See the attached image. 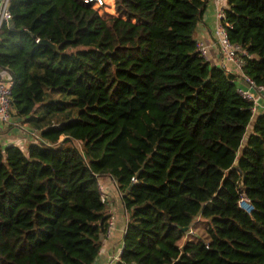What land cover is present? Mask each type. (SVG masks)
Here are the masks:
<instances>
[{
  "label": "trees",
  "instance_id": "1",
  "mask_svg": "<svg viewBox=\"0 0 264 264\" xmlns=\"http://www.w3.org/2000/svg\"><path fill=\"white\" fill-rule=\"evenodd\" d=\"M207 1L9 0L6 125L30 140L0 139V264H93L105 175L126 212L113 264H264V111L237 81L264 84V0L223 8L239 73L196 48Z\"/></svg>",
  "mask_w": 264,
  "mask_h": 264
},
{
  "label": "crops",
  "instance_id": "2",
  "mask_svg": "<svg viewBox=\"0 0 264 264\" xmlns=\"http://www.w3.org/2000/svg\"><path fill=\"white\" fill-rule=\"evenodd\" d=\"M0 4H1V0H0ZM225 5H226V0H208L207 1L203 17L198 22L197 27H196V38L200 37V38L204 39L206 41V43L209 45V57H210L209 61L211 63L223 64L227 69L234 70L235 72L239 73V69L236 67L235 63L232 60L226 58L220 51H218L217 44H216L217 42H216L215 30H216V26L218 23L216 13L221 8H224ZM237 81H239V83L241 85L247 84L244 81V79L241 78L240 76L238 77ZM252 91L254 93L255 100H256L257 104L262 107L260 109V111H262L264 109V94L261 95V93L259 91H257V89H252ZM17 128H19L20 136H22L20 138H23L22 140L25 139V141L22 142L24 145L30 140V134H29L30 127H28L24 123L21 124L20 127H12V129L8 128L6 124L5 125L1 124L0 125V135L5 134V133H11V131H9V130H15ZM15 133H16V131H15ZM7 141H12V140H5V142H7ZM13 141L21 143L19 140H13ZM2 142L4 143V141H2ZM109 178L112 180L113 184L115 185L113 178L110 176H109ZM100 187L102 188V185ZM115 187H116V185H115ZM118 195L120 196L119 192H118ZM122 208H123L122 212H125L123 204H122ZM120 220L115 223V228L119 229L120 227H122V233L120 235H118V232H116L114 230V234H115L116 238L117 239L120 238L119 246L117 248V252L112 253L110 251V249L114 248V246L111 244V242L109 240H106L104 242V246L101 247V249H100V252H99L97 259L95 260V262L93 264H108L110 262L111 258H113V257L117 258L118 257L117 253H119V251H120L121 241H122L121 238H122V234L124 232V227H125V224L121 223L122 220L121 221ZM116 254H117V256H114ZM100 255H102L103 257L106 256V258H103V257L99 258Z\"/></svg>",
  "mask_w": 264,
  "mask_h": 264
},
{
  "label": "built area",
  "instance_id": "3",
  "mask_svg": "<svg viewBox=\"0 0 264 264\" xmlns=\"http://www.w3.org/2000/svg\"><path fill=\"white\" fill-rule=\"evenodd\" d=\"M87 2L93 1L95 5H101L104 0H85ZM9 0H1L0 4V27L3 23L8 22L11 18V12L8 8ZM222 9V8H221ZM219 10L220 15L219 21L216 26L215 35L216 40L219 42L220 47L223 48L225 57L232 60L236 67L239 69L243 62V58L241 57V53L243 50L240 48L238 44L232 43L229 41L226 35V24L227 22L223 23L222 18L224 17V10ZM207 44V43H206ZM202 39L196 38V48L199 51L200 55L209 59L208 52H207V45ZM242 78L247 83L246 85H241L239 91L248 99H254L255 103L253 105V112H257L262 107L259 106L255 100L254 93L252 89H261L264 91V84L256 85L254 81L245 73L242 74ZM12 86H13V78L11 76H5L0 79V124H6L7 122L11 121V94H12ZM264 111V110H262ZM32 133L35 132V129H32ZM241 201H246L248 203V207H241L244 208L246 211H250L252 209V205L245 199L241 198ZM191 232V228L189 229Z\"/></svg>",
  "mask_w": 264,
  "mask_h": 264
},
{
  "label": "rangeland",
  "instance_id": "4",
  "mask_svg": "<svg viewBox=\"0 0 264 264\" xmlns=\"http://www.w3.org/2000/svg\"><path fill=\"white\" fill-rule=\"evenodd\" d=\"M113 2H114V0H104V2L101 4V6L98 7L100 10V13H102L103 15H107V13L108 14L114 13L115 11L113 9ZM221 10H223V8ZM216 14H217L216 15L217 19L219 21L220 19H219L218 15H220V12L218 11ZM197 39H202V38L197 37ZM202 40L206 44V41L204 39H202ZM216 42H217L216 44H217L218 51H220L225 56V54L223 53L224 52L223 48L220 47V44L217 40H216ZM206 49H207L208 57H209V45H207ZM257 91H259L261 93V95L264 94V91H262L261 89H257ZM256 115H257V113L252 114L251 119H250L251 122L254 121ZM21 122L22 121H19V120L13 118L12 122H11L13 124V126L7 125V127L11 128V129H12V127H20V125L18 126V124ZM3 125H5V124H3ZM9 131H11V133H5V134L0 135V138L3 136L1 138L2 141L5 142V140H19L21 143L23 141H25V139L22 140L23 138H20L22 136H20L19 128L15 129V130H9ZM15 131H16V133H15ZM21 146H23V145L21 144ZM98 181H99V187L102 185V188L100 187V189H101L103 198L107 202V209H108V213L110 214L109 218H108L107 231L102 235V246L101 247L104 246V242L106 240H109L111 242V244L114 246V248H111L110 251L112 253H116L117 248L119 246L120 238L119 239L116 238V236L114 234V230L116 232H118V235H120L122 233V227H120L119 229H116L115 223L121 219L122 220V221L120 220L121 223L125 224L126 212H122L123 208H122L121 198L118 195V191L116 190V187L113 184L112 180L109 178V176L108 175L100 176L98 178ZM240 205L242 207H248V203H246V201H241ZM205 226H206V221L199 218V220L197 222H195V224L191 228V232H189V233L195 234V236H197V237H200V236L206 237ZM183 239H184V237H183ZM181 241H182V239H181ZM117 254L114 256H117ZM102 257H103L102 255L99 256V258H102ZM103 258H106V256H104ZM114 259H116V258H114V257L111 258V260L108 264H112L114 262L113 261Z\"/></svg>",
  "mask_w": 264,
  "mask_h": 264
},
{
  "label": "water",
  "instance_id": "5",
  "mask_svg": "<svg viewBox=\"0 0 264 264\" xmlns=\"http://www.w3.org/2000/svg\"><path fill=\"white\" fill-rule=\"evenodd\" d=\"M42 42L49 44L53 49H57V45L52 43L48 39H42Z\"/></svg>",
  "mask_w": 264,
  "mask_h": 264
}]
</instances>
